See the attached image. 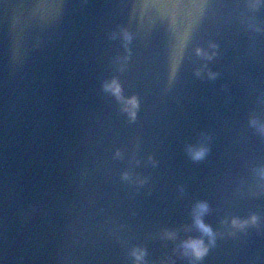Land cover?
<instances>
[{
	"label": "water",
	"instance_id": "95a60500",
	"mask_svg": "<svg viewBox=\"0 0 264 264\" xmlns=\"http://www.w3.org/2000/svg\"><path fill=\"white\" fill-rule=\"evenodd\" d=\"M264 108V0H207Z\"/></svg>",
	"mask_w": 264,
	"mask_h": 264
},
{
	"label": "clouds",
	"instance_id": "9594fccd",
	"mask_svg": "<svg viewBox=\"0 0 264 264\" xmlns=\"http://www.w3.org/2000/svg\"><path fill=\"white\" fill-rule=\"evenodd\" d=\"M198 51H200V49H198ZM211 75H214V73H210ZM114 83V82H113ZM113 84L112 83H106L105 87H112ZM116 91H118V86L114 89ZM131 101L133 103H135V98H130ZM134 114V113H133ZM206 151V149L204 147H200L197 148L194 152L193 155L194 157H201L204 155V152ZM125 175H127V173H125ZM196 207L199 209V213L196 215L195 219H196V223L200 226V228L209 235L210 239L214 238V230L212 228V226L210 224H207L204 222V220L202 219V215L201 213L205 210H207L208 208V204L206 201H198ZM254 218V217H253ZM234 223H236L237 221H233ZM183 243L185 244V246L189 249L192 250V252L196 255V256H200L202 255L206 250L208 245L204 243L203 238L202 237H193V238H188L185 241H183ZM137 255H140V253H137Z\"/></svg>",
	"mask_w": 264,
	"mask_h": 264
}]
</instances>
